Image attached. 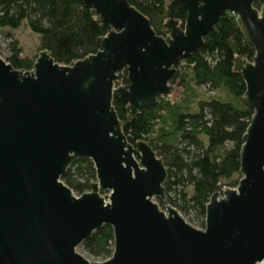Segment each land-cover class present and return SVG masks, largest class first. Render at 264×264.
<instances>
[{
    "label": "water",
    "instance_id": "water-1",
    "mask_svg": "<svg viewBox=\"0 0 264 264\" xmlns=\"http://www.w3.org/2000/svg\"><path fill=\"white\" fill-rule=\"evenodd\" d=\"M81 1L108 31L98 53L63 65L44 50L30 71L0 55V264H264V5L172 0L163 37L127 0ZM227 12L255 49L252 61L235 60L254 115L238 186L217 187L197 228L170 204L163 160L128 141L114 104L144 113L168 97L181 62ZM83 160L97 181L77 195L63 177ZM105 226L114 252L92 261L79 248Z\"/></svg>",
    "mask_w": 264,
    "mask_h": 264
},
{
    "label": "trees",
    "instance_id": "trees-1",
    "mask_svg": "<svg viewBox=\"0 0 264 264\" xmlns=\"http://www.w3.org/2000/svg\"><path fill=\"white\" fill-rule=\"evenodd\" d=\"M147 16L159 36L167 37L169 4L172 0H127ZM264 0H258L260 9ZM187 11L181 9L177 20L184 28ZM26 26L40 38V52L47 50L63 65L98 53L107 35L81 0H0V38L6 28ZM6 61L16 69L33 70L35 60L22 58L18 41L9 36ZM255 49L246 42L238 17L225 13L216 28L204 39L201 49L184 59L173 83L182 93L170 95L144 113H132L127 104L115 103L123 130L132 145L146 142L163 160L168 170L165 184L170 204L183 215L194 217L205 226L206 206L217 187L232 181L237 187L241 168L243 136L254 110L243 102L246 84L235 72V60L252 61ZM122 84L128 85L127 74ZM216 94L199 98V89ZM174 89V88H173ZM77 195L91 191L97 181L92 161L74 163L63 177ZM164 208V202L157 200ZM90 260L105 261L114 252V234L110 226L96 231L81 246Z\"/></svg>",
    "mask_w": 264,
    "mask_h": 264
},
{
    "label": "rangeland",
    "instance_id": "rangeland-1",
    "mask_svg": "<svg viewBox=\"0 0 264 264\" xmlns=\"http://www.w3.org/2000/svg\"><path fill=\"white\" fill-rule=\"evenodd\" d=\"M264 5V4H263ZM11 36L14 40L18 41L20 44V47L22 48V58H31L36 61L37 57L40 54V38L38 35L33 34L26 26L21 27L18 30H12V29H4L1 34L0 38V55L6 60L7 56L9 55V42L11 41ZM182 89L177 88L175 85L172 93L170 94L173 99H176V97H179L182 93ZM199 95L201 98H210L212 96H215L216 94L209 93L207 89L200 88L199 89ZM239 176L234 178V180H238ZM232 181H226L223 183L222 187H230V183ZM186 220L193 224V226L197 228H201L198 223L194 220V217L189 215H184ZM79 252L85 254L82 250V248H79ZM86 256V255H85ZM93 261V259H91Z\"/></svg>",
    "mask_w": 264,
    "mask_h": 264
},
{
    "label": "flooded vegetation",
    "instance_id": "flooded-vegetation-1",
    "mask_svg": "<svg viewBox=\"0 0 264 264\" xmlns=\"http://www.w3.org/2000/svg\"><path fill=\"white\" fill-rule=\"evenodd\" d=\"M173 88H174V85H173Z\"/></svg>",
    "mask_w": 264,
    "mask_h": 264
}]
</instances>
